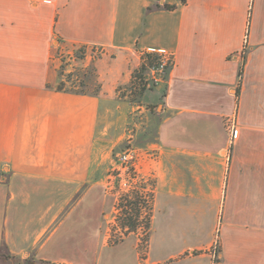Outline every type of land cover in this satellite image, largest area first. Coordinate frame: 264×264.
<instances>
[{"label":"crops","instance_id":"obj_1","mask_svg":"<svg viewBox=\"0 0 264 264\" xmlns=\"http://www.w3.org/2000/svg\"><path fill=\"white\" fill-rule=\"evenodd\" d=\"M78 45L101 49L92 75L61 88L55 54ZM144 51L173 56L139 143L184 244L137 264H264V0H0V264H94L115 209L98 143Z\"/></svg>","mask_w":264,"mask_h":264},{"label":"rangeland","instance_id":"obj_2","mask_svg":"<svg viewBox=\"0 0 264 264\" xmlns=\"http://www.w3.org/2000/svg\"><path fill=\"white\" fill-rule=\"evenodd\" d=\"M100 51L101 49L98 48L91 49L81 45L59 49L55 54L60 62L61 80L58 84L59 87L84 90L89 76L92 75V69L85 66V59L90 55L98 56ZM164 74L165 72L161 73V79L158 82L150 79L148 83L143 79L147 83L146 89H153L161 84ZM142 94L139 93V86L137 89L132 87V82L127 87L119 88V97L126 102L129 108L128 113L124 116L120 113L114 116L109 133L105 136L101 135L98 143L100 163L97 166V178L102 182L104 191L115 200V204L118 196L124 191H129L140 185H146L147 189H154L155 187L153 164L158 159L159 152L155 148L139 143V124L146 120L149 109L156 107V105H146L147 107L144 110L139 108V104H145L142 102ZM147 94L149 95L150 92ZM129 148L138 150L140 160L137 169L130 170L124 175L122 181L116 175L114 169L119 163L118 158L120 155ZM158 199L159 203L157 205L159 206L154 208V219L147 251L153 258L168 256L169 253L178 251L184 244L183 227L170 224L164 219L163 205L165 203L163 201H166L165 195L161 193ZM110 206L111 201L107 200L105 202L106 211H110ZM116 214L117 210L115 208L112 214L113 220L110 222L107 232L106 223L100 229L97 221L94 238L92 239L95 247L94 264H137L138 255L140 259L142 251L138 248V236L136 234L128 235L117 244L106 243V233L110 237L112 227L116 222ZM120 234V229H115V237Z\"/></svg>","mask_w":264,"mask_h":264},{"label":"trees","instance_id":"obj_3","mask_svg":"<svg viewBox=\"0 0 264 264\" xmlns=\"http://www.w3.org/2000/svg\"><path fill=\"white\" fill-rule=\"evenodd\" d=\"M160 59V54L156 51H144L141 54L140 65L133 73L132 87L139 86V93H143L147 88V83L143 80L148 67L156 64ZM172 66V65H171ZM171 66L165 69L164 78ZM243 75V67L239 72V89ZM117 210L116 222L112 227L109 237V244H117L130 234H136L139 238L138 248L142 251L141 256L145 257L148 249L152 231V217L154 209V189H147L146 185H140L129 191L122 192L115 204ZM115 229H120L121 234L115 237Z\"/></svg>","mask_w":264,"mask_h":264},{"label":"built area","instance_id":"obj_4","mask_svg":"<svg viewBox=\"0 0 264 264\" xmlns=\"http://www.w3.org/2000/svg\"><path fill=\"white\" fill-rule=\"evenodd\" d=\"M160 54L159 61L148 67V70L144 74V80L148 82V80H153L154 82H158L161 77V73L165 72L167 66H171L173 64V56L167 52L156 51ZM243 64H244V51L242 53ZM150 76V77H149ZM149 83V82H148ZM227 129L229 130L232 137H235L237 132V119L236 117H229L227 120ZM140 160V153L138 154V150L135 148H129L124 151L120 157L118 158V165L115 167L116 175H118L123 181L124 175H126L130 170H136L138 166V162ZM126 184V183H125ZM213 257L217 258L218 255V247L217 245L213 247L212 251Z\"/></svg>","mask_w":264,"mask_h":264}]
</instances>
